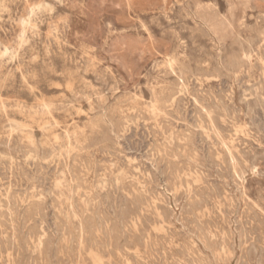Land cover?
Masks as SVG:
<instances>
[{"label":"rangeland","instance_id":"rangeland-1","mask_svg":"<svg viewBox=\"0 0 264 264\" xmlns=\"http://www.w3.org/2000/svg\"><path fill=\"white\" fill-rule=\"evenodd\" d=\"M37 1L0 0V264H264V0Z\"/></svg>","mask_w":264,"mask_h":264},{"label":"bare ground","instance_id":"bare-ground-1","mask_svg":"<svg viewBox=\"0 0 264 264\" xmlns=\"http://www.w3.org/2000/svg\"><path fill=\"white\" fill-rule=\"evenodd\" d=\"M28 2H32L33 6H31L32 11L34 12L36 9L41 8L45 3H43L42 1H37V0H27ZM128 1H132V0H128ZM137 1V0H136ZM141 1V0H140ZM144 1V0H143ZM247 1V0H246ZM153 1H150V4ZM159 2V1H158ZM138 3V2H136ZM144 3V2H143ZM165 0H163V4H165ZM162 4V3H161ZM147 5V4H146ZM181 7V6H180ZM63 8V7H62ZM14 14V13H13ZM190 18V17H189ZM258 18V17H257ZM28 21V20H27ZM262 22V21H261ZM29 23V22H28ZM86 29V28H85ZM251 29V28H250ZM254 32V31H253ZM194 41V40H193ZM257 55V54H256ZM89 56V55H88ZM185 57V56H184ZM95 59V58H94ZM258 62V61H257ZM204 71V70H203ZM207 72V71H206ZM237 72V71H236ZM194 73V72H193ZM247 75V74H246ZM215 79V78H214ZM249 90V89H248ZM217 92V91H216ZM102 96V95H101ZM213 96V95H212ZM227 96V95H226ZM264 100V99H263ZM258 101V100H257ZM227 104V103H226ZM145 115V114H144ZM158 116V115H157ZM148 117V116H147ZM240 118V117H239ZM228 120V119H227ZM151 122V121H150ZM238 122V121H237ZM130 123V122H129ZM175 131V130H174ZM182 133V132H181ZM203 133V132H202ZM129 135V134H128ZM180 136V135H179ZM101 138V137H100ZM177 138V137H176ZM112 140V139H111ZM224 143V142H223ZM57 145V144H56ZM64 145V144H63ZM54 146V145H53ZM231 147V146H230ZM58 148V147H57ZM67 148V147H66ZM215 148V147H214ZM162 150V149H161ZM164 151V150H163ZM167 161V160H166ZM197 161V160H196ZM169 162V161H168ZM160 163V162H159ZM235 163V162H234ZM170 164V163H169ZM11 165V164H10ZM201 165V164H200ZM171 167V166H170ZM224 167V166H223ZM5 168V167H4ZM80 169V168H79ZM129 171V170H128ZM241 171V170H240ZM241 175V174H239ZM244 178V177H243ZM63 184V183H62ZM65 184V183H64ZM235 184V183H234ZM203 187V186H202ZM239 189V188H238ZM236 195V194H235ZM45 199V198H44ZM221 201V200H220ZM234 205V204H233ZM207 207V206H206ZM249 207V206H248ZM255 207V206H254ZM233 208V207H232ZM230 212V211H229ZM158 215V214H157ZM202 215V214H201ZM215 220V219H214ZM203 223V222H202ZM128 226V225H127ZM224 226V225H223ZM215 230V229H214ZM260 230V229H259ZM112 232V231H111ZM225 235V234H224ZM232 235V234H231ZM233 237V236H232ZM209 238V237H208ZM133 239V238H132ZM201 241V240H200ZM132 242V241H131ZM230 243V242H229ZM140 253V251H139ZM222 254V253H221ZM226 254V253H225ZM202 256V255H201ZM59 257V256H58ZM225 258V257H224ZM151 260V259H150ZM54 262V261H53ZM226 262V261H225ZM217 264V263H216Z\"/></svg>","mask_w":264,"mask_h":264}]
</instances>
